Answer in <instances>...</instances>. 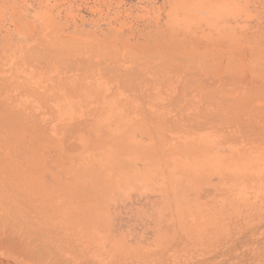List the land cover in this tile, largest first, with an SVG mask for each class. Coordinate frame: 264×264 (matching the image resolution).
Returning a JSON list of instances; mask_svg holds the SVG:
<instances>
[{
    "label": "rangeland",
    "instance_id": "1",
    "mask_svg": "<svg viewBox=\"0 0 264 264\" xmlns=\"http://www.w3.org/2000/svg\"><path fill=\"white\" fill-rule=\"evenodd\" d=\"M263 128L264 0H0V225L43 263L264 264Z\"/></svg>",
    "mask_w": 264,
    "mask_h": 264
},
{
    "label": "bare ground",
    "instance_id": "2",
    "mask_svg": "<svg viewBox=\"0 0 264 264\" xmlns=\"http://www.w3.org/2000/svg\"><path fill=\"white\" fill-rule=\"evenodd\" d=\"M254 121V120H253ZM260 122V121H259ZM232 123V122H231ZM257 123V125H258V121L256 122ZM262 123H263V121H262ZM239 124V123H238ZM250 124H251V122H250ZM261 124V123H260ZM258 127V126H257ZM261 127H263V126H261ZM256 129V128H255ZM258 129V128H257ZM264 129V128H263ZM240 130V129H239ZM264 131V130H263ZM258 134V133H257ZM264 136V135H263ZM260 138V137H259ZM261 139V138H260ZM259 152V151H258ZM210 193H212V192H210ZM5 196V195H4ZM0 199H2V198H0ZM4 200H5V198H4ZM110 201V200H109ZM1 202V201H0ZM8 202V201H7ZM2 205V204H1ZM9 205H11V204H9ZM121 205H122V203H121ZM120 205V206H121ZM12 207V206H11ZM11 207H8L7 206V208L8 209H6L7 211H5V212H8V210H9V212L8 213H6V215L7 216H10L11 218H9V217H7V218H5V216H4V218H2V220L4 221V220H6V222H9V224H8V226L9 225H11L10 226V228H12V229H10V228H7L8 226H7V224H6V222L4 221L3 223H5V226L4 227H6V228H4L2 225H0V264H54V263H57L58 262V259H57V257L55 258L54 257V255H53V252H54V250H53V252L52 251H50L51 253V255H52V258L51 257H49L50 259H53V261L54 262H52V260H51V262H41L42 261V258L40 259V257L39 256H36L37 254H36V252L34 253V252H31L32 250H34L35 251V249L36 248H34V247H32V245H31V243L33 242V241H36V240H38V239H36V240H34V238L35 237H33V238H31V239H28L29 241H27L26 242V244L24 243L25 242V240H26V238H27V236H29L28 235V232H29V229L31 228V227H29V222H26L25 223V221H22L20 218V216H19V214L21 213L20 212V210H18L19 211V214L14 210V211H12V212H10L11 210L9 209V208H11ZM128 207V206H127ZM5 208H6V205H5ZM13 209V208H12ZM4 210V207L2 208V211ZM125 210H126V208H125ZM113 211V210H112ZM16 212V213H15ZM120 212V211H119ZM2 214H4V212H1ZM13 213V214H12ZM124 213V212H123ZM10 214H12V216L10 215ZM14 214H18V216L17 215H15L14 216ZM23 215V214H22ZM21 215V216H22ZM106 216V215H105ZM112 216V215H111ZM115 216V215H114ZM1 217H3L2 215L0 216V221H1ZM13 217H15L14 219H18V217H19V219L17 220V222H19L20 221V224H17V222L15 221L14 222V219H12ZM107 218V217H106ZM116 218V217H115ZM7 219H9L10 221H8ZM108 219V218H107ZM25 220H26V218H25ZM29 220V219H28ZM117 220V219H116ZM150 220H151V218H150ZM15 223H13V222ZM115 221V220H114ZM118 221V220H117ZM23 222V223H22ZM109 222V221H108ZM111 222V221H110ZM0 223H2V222H0ZM13 223V224H12ZM35 223V222H34ZM103 223H104V221H103ZM153 223V222H152ZM199 223V222H198ZM17 224V226H14L15 227V229L12 227V225H16ZM22 224V225H21ZM27 224L28 226H25V225ZM31 224V223H30ZM100 224V223H99ZM112 224V223H111ZM120 224V223H119ZM22 227H21V226ZM33 225V224H32ZM117 225V224H116ZM29 227L28 229H24L25 227ZM19 227H21L22 228V230H24V231H22L21 230V232L23 233V236L21 235L22 233L20 232V233H18L19 235H21V236H15L16 234H15V231L14 230H19L20 228ZM36 227H37V225H36ZM158 227V226H157ZM177 227V226H176ZM115 228H116V226H114V225H111V228L110 227H108V224H107V222H105V226H104V228L101 230L102 231V234H103V236L102 237H104V235H107V237H106V239L108 238V236H110V234L111 235H113L115 232H116V230H115ZM8 231H7V230ZM9 229H10V232H9ZM31 229H33V228H31ZM105 229V230H104ZM12 230H13V232H12ZM27 233H26V232ZM105 231V232H104ZM169 231V230H168ZM8 232L10 233V234H8ZM12 232V233H11ZM24 232H25V235L27 234V236H25L24 235ZM32 232V230H30V232H29V234ZM84 232H86V231H84ZM100 232V231H99ZM98 231H97V233H99ZM107 232H109L108 234H107ZM32 233H35V232H32ZM31 233V234H32ZM90 232H88V234H89ZM105 233V234H104ZM113 233V234H112ZM121 233V232H120ZM119 233V234H120ZM160 233V232H159ZM180 233V232H179ZM15 234V235H14ZM87 234V235H88ZM95 235H96V232L94 233ZM100 234V233H99ZM99 234H97V235H99ZM122 235H123V233H121ZM125 234V233H124ZM189 234V233H188ZM35 235V234H34ZM92 235V234H91ZM126 235V234H125ZM153 235V234H152ZM180 235H181V233H180ZM183 235V234H182ZM127 236V235H126ZM140 236V235H139ZM143 236V235H142ZM20 237V238H19ZM37 237V236H36ZM115 237V236H114ZM120 237V236H119ZM122 237H124V236H122ZM24 238H25V240H24ZM129 238H130V236H129ZM148 238H149V236H148ZM238 238V237H237ZM33 239V240H32ZM121 239V238H120ZM128 239V238H127ZM126 239V240H127ZM159 239V238H158ZM61 240V239H60ZM64 240V239H63ZM54 241V240H53ZM52 241V242H53ZM62 241V240H61ZM86 241H87V239H86ZM98 241V240H97ZM99 241L101 242V240H100V237H99ZM141 241H144V240H141ZM152 241H154L153 239H152ZM156 241V240H155ZM195 241V240H194ZM31 242V243H30ZM37 242V241H36ZM43 242V241H42ZM41 242V243H42ZM56 242V241H55ZM63 242V241H62ZM93 241H91V243H92ZM105 242V241H104ZM201 242V241H200ZM258 242V240H256V243ZM38 243H39V241H38ZM49 243V242H48ZM98 243V242H97ZM143 243V242H142ZM250 243V242H249ZM58 244H59V242H58ZM251 244V243H250ZM253 244V243H252ZM40 245V243L39 244H37V245H35V246H39ZM30 247L31 249H29L28 247ZM43 246V245H42ZM48 246H49V244H48ZM130 246V245H129ZM138 246V245H137ZM92 247V246H91ZM97 247V246H96ZM140 247V246H139ZM142 247V246H141ZM42 248V247H41ZM40 248V246L38 247V249H41ZM98 248V247H97ZM113 248V247H112ZM49 249H51V248H49ZM48 249V250H49ZM94 249V248H93ZM115 249V248H114ZM129 249V248H128ZM127 249V250H128ZM31 250V251H30ZM41 250H44V249H41ZM41 250H38V252H41ZM48 250H47V248L45 249V251H47L48 252ZM116 250V249H115ZM87 252V251H86ZM90 252V249H89V251H88V253ZM96 252V251H95ZM162 252V251H161ZM44 253V252H43ZM43 253H41V254H43ZM84 253V252H83ZM45 254V253H44ZM48 254V253H47ZM46 254V256H48ZM78 254V253H77ZM81 254V253H80ZM87 253H85L84 255H86ZM161 254V253H160ZM62 255V254H61ZM74 255H75V253H74ZM56 256V255H55ZM63 256V255H62ZM79 256V255H78ZM81 256V255H80ZM80 256L78 257L79 259H80ZM91 256V255H90ZM39 257V258H38ZM54 257V258H53ZM72 257V256H71ZM70 257V258H71ZM87 256H85V258H86ZM89 257V256H88ZM92 257V256H91ZM100 257V256H99ZM98 257V258H99ZM69 258V259H70ZM75 258V257H74ZM84 258V257H83ZM95 258V257H94ZM149 258V257H148ZM55 259H57V262H56V260ZM77 259V258H76ZM87 259V258H86ZM135 260H136V258H134ZM39 260V261H38ZM47 260V259H46ZM65 260V259H64ZM75 260V259H74ZM85 260V259H84ZM138 260H140L141 261V259L139 258V259H137V261ZM149 260V259H148ZM153 260V259H152ZM161 260V259H160ZM48 261H50V260H48ZM62 261V259L60 260V263H62L61 262ZM67 261V260H66ZM72 261H73V259H72ZM79 261H81V259L79 260ZM86 261V262H85ZM84 262L87 264V261H88V259L87 260H85ZM97 261V260H96ZM95 261V262H96ZM41 262V263H40ZM81 262H83V261H81ZM84 262H83V264H84ZM89 262H90V264L93 262L94 263V261L93 260H90V258H89ZM88 262V263H89ZM117 262V261H116ZM115 262V263H116ZM142 262V261H141ZM153 262V261H152ZM151 262V263H152ZM158 262H160V261H158ZM158 262H156V264L158 263ZM161 262H162V260H161ZM60 263H57V264H60ZM64 263V262H63ZM66 263H68V262H66ZM70 263H71V261H70ZM92 263V264H93ZM99 263V262H98ZM98 263H96V264H98ZM103 262H100V264H102ZM113 263V262H112ZM122 263V262H121ZM129 263H131V262H129ZM69 264V263H68ZM73 264H76V262L75 263H73ZM79 264H80V262H79ZM95 264V263H94ZM114 264V263H113ZM123 264V263H122ZM128 264V263H127ZM132 264H134V263H132ZM135 264H137L136 262H135ZM144 264V263H143ZM146 264V263H145ZM178 264H180V263H178Z\"/></svg>",
    "mask_w": 264,
    "mask_h": 264
}]
</instances>
